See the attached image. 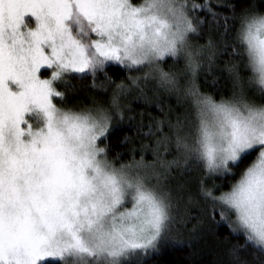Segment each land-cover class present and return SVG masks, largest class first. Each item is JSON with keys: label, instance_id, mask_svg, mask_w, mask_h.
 I'll use <instances>...</instances> for the list:
<instances>
[{"label": "snow or ice", "instance_id": "snow-or-ice-1", "mask_svg": "<svg viewBox=\"0 0 264 264\" xmlns=\"http://www.w3.org/2000/svg\"><path fill=\"white\" fill-rule=\"evenodd\" d=\"M222 224L207 264H264V0H0V264H159Z\"/></svg>", "mask_w": 264, "mask_h": 264}, {"label": "trees", "instance_id": "trees-1", "mask_svg": "<svg viewBox=\"0 0 264 264\" xmlns=\"http://www.w3.org/2000/svg\"><path fill=\"white\" fill-rule=\"evenodd\" d=\"M197 2H199V0H197ZM201 15H203V14L201 13ZM228 59H229L228 56L222 57V60H228ZM219 66L223 67V63L219 62ZM109 73L110 74L115 73L116 79H119L120 77L125 75V73L120 71L118 68H110ZM216 74L222 75L218 71L216 72ZM210 78L211 77H209V79ZM89 82H90V78H89V80H85L83 83L87 84ZM200 83L202 85V91H208V92L213 91L210 87H207L204 85L203 75H201ZM89 94H91L90 90H82L79 93V98L84 99ZM95 95H97L98 97H100L102 99H107L106 94L96 92ZM170 103H172L173 105L175 104L174 100L170 101ZM133 107L136 108L137 110L143 109L146 112L152 113L153 115H157V116L159 115V113L157 112V109L155 108L154 105L151 107H145L142 103L133 101ZM147 122L148 121L145 120V123H147ZM125 133H127L129 135H133L134 129H132L130 127H124L122 129H118L116 132L113 133V136L111 137L112 141L115 143L117 138L120 136H123ZM131 146L132 145H127L126 147H131ZM137 147H138V144H137ZM116 150L120 151L122 149L117 147ZM254 155L255 154H253V156ZM123 159L125 161H127L128 159H130V157L126 155ZM137 159H139V155H137ZM148 159H151V156H149ZM251 159H252V157H249V161ZM246 163H247V161H246ZM238 178H239V173L237 174L236 177H231L230 179L232 181H235ZM215 183L220 184L221 181L218 179ZM227 189H228V183L224 182V190H227ZM216 194H219V193L217 192ZM216 219L218 220L219 216H217ZM195 223H196L195 220L190 222L187 225V229H191L193 224H195ZM187 229L183 230L185 238H187L189 235ZM228 232H229L228 228L222 224L217 229L215 235H213L212 233L205 232L203 234L202 238L197 239V240H193L191 248L184 247L182 249H171V248L166 249L165 254L158 258L159 264H173V262H175V264H207V261H210V260L215 258V252L217 251L215 237L216 236L223 237L225 235H228ZM233 239L235 240V238H233ZM241 242H242V237H241ZM152 264H156V262L154 261V262H152Z\"/></svg>", "mask_w": 264, "mask_h": 264}, {"label": "rangeland", "instance_id": "rangeland-1", "mask_svg": "<svg viewBox=\"0 0 264 264\" xmlns=\"http://www.w3.org/2000/svg\"><path fill=\"white\" fill-rule=\"evenodd\" d=\"M174 103H175V101H174ZM169 158H171V157H169ZM199 174H197V173H193L192 174V177H193V179H194V181H195V178L198 176ZM239 179V178H238ZM218 179H208L207 180V183H208V185L209 186H211L213 183H215L216 181H217Z\"/></svg>", "mask_w": 264, "mask_h": 264}]
</instances>
